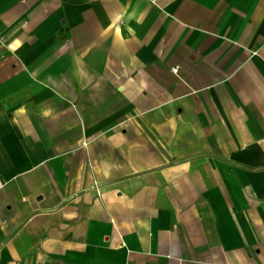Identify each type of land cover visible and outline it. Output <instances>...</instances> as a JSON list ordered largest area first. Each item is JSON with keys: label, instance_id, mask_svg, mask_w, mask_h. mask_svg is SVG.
Listing matches in <instances>:
<instances>
[{"label": "crops", "instance_id": "obj_1", "mask_svg": "<svg viewBox=\"0 0 264 264\" xmlns=\"http://www.w3.org/2000/svg\"><path fill=\"white\" fill-rule=\"evenodd\" d=\"M0 264H264V0H0Z\"/></svg>", "mask_w": 264, "mask_h": 264}]
</instances>
